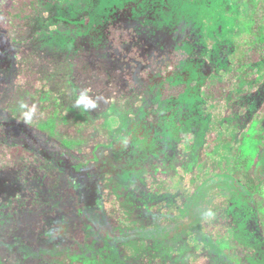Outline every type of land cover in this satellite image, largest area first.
I'll list each match as a JSON object with an SVG mask.
<instances>
[{
    "label": "trees",
    "instance_id": "1",
    "mask_svg": "<svg viewBox=\"0 0 264 264\" xmlns=\"http://www.w3.org/2000/svg\"><path fill=\"white\" fill-rule=\"evenodd\" d=\"M22 1L26 4H20ZM44 1L11 0L10 5L4 3L6 8L0 2V264H83L78 259L80 255L87 264H264V0L252 2L245 21L248 31L242 34L245 40L240 43L239 37L234 36L232 56L226 59L217 77L205 78L210 80L205 85L207 90L202 89V83L196 89L195 84L190 85L177 97H169L168 103L162 104L166 105L163 110L143 111L151 120L136 127L145 128V133L139 136L142 141L135 142L126 124L136 126V123L121 116L120 99L108 103L105 111L98 114L96 110L102 104L94 98L87 99L90 92L82 98L76 94L82 88V79L77 77L76 64L71 60L76 56L72 53L85 49L88 56L84 55L82 63L90 79L95 80L99 72L103 79L115 74L121 86L128 85V80L121 76L124 70L119 67L124 50L113 43L117 40L125 44L132 37L130 42L138 44L139 36L129 35L125 30L130 20L123 21L120 12L125 6L132 9L139 0H102L101 3L114 9L106 11L107 17L106 13H99L97 9L103 7L97 2L53 0L62 9L70 2L72 11L85 16L78 26L84 33L77 35L69 26L46 22L50 17L45 16ZM171 1L163 0L165 7L172 8ZM12 6L16 11L7 15ZM86 6L90 7L88 11H84ZM241 13H231L235 14V25L225 31L226 35L238 30ZM64 16L68 18L67 14ZM177 17L175 21V15L171 14L165 26V21L161 22L162 33L172 40L166 50L159 51L167 62L178 56L185 60L194 58L193 53L182 49L181 41L200 44L199 26L189 29L188 41L184 40L181 25L177 26L181 17ZM6 19L13 24L9 29L5 28ZM41 19L38 27L41 33L34 31L36 38L22 42L31 23ZM78 34L85 39H79ZM67 40L71 44L64 43ZM223 46L230 47L226 42ZM199 58L206 62L204 57ZM169 63L177 68L181 59ZM21 76L31 78L33 87L39 85L35 83L37 80H42L48 95L54 88V116L57 115L55 120L59 124L54 131L69 133L67 136L76 138L80 146L53 144L27 124L20 113L23 107L33 114L35 122L44 121L46 116L35 115L34 105L20 99L17 81ZM58 80L60 83L54 87ZM258 83H261L258 89L263 86V90L252 95L258 108L246 123L241 119L233 121L237 112L234 105L239 108L243 103L240 110L244 113L249 106L246 102L251 101H245L246 94ZM159 95L165 103L163 92ZM187 96H192L189 101L200 107L180 101ZM77 106H81L78 111L74 110ZM226 110L232 111V116H224L229 115L224 114ZM219 120L233 121L236 133L228 127L231 133L225 132ZM195 136L197 141L193 139ZM184 139L190 142L188 146ZM180 168L183 172L192 171L189 179L195 188L191 198L184 194L187 187L180 188L181 181L178 187L171 184ZM148 170L153 178L146 176ZM158 170L168 179H158ZM55 171L63 175L65 183L66 179L69 181L68 186L61 183L48 191L46 180L57 178ZM217 173L232 184L228 205L233 209L226 216L218 215L219 212L210 214L214 209L210 203L213 190L206 187H210ZM196 191L203 192V197L197 198L200 207L193 205ZM44 193L47 198L52 197L46 204L49 206L59 198V193L64 195L61 204L54 203L42 215L46 221L41 226L47 227L46 232L33 230L27 220L31 208L28 199L34 196L44 201ZM65 202L73 209L71 215L61 214L67 208ZM52 212L56 217L51 216ZM27 235L40 237L38 249H31ZM42 242L51 243L50 249H41L40 245L45 246ZM34 257L39 261L34 262Z\"/></svg>",
    "mask_w": 264,
    "mask_h": 264
},
{
    "label": "rangeland",
    "instance_id": "2",
    "mask_svg": "<svg viewBox=\"0 0 264 264\" xmlns=\"http://www.w3.org/2000/svg\"><path fill=\"white\" fill-rule=\"evenodd\" d=\"M8 2L9 5L11 4V0H0L1 7L6 8L7 5H4L5 2ZM71 1V0H69ZM102 0H90L91 3H99V5H102L103 8H98L97 10H100L99 13L104 14L109 11H114V9L110 8L109 4H103L101 3ZM120 1V0H117ZM121 1H127V0H121ZM256 0H172L170 4L172 5L171 7H165V3L163 0H146V3H143V0H139L138 3H134V9H130V7L125 6L124 10H120V16L122 20H130V23H128V26L126 27V31L129 32V35L136 34L139 36L138 38V44H134L133 42H130V38L128 42L125 44H122L121 42H117V40H114L113 45L117 46L119 49L124 50V54L120 55V66L123 68L122 75L124 79L128 80V85H123L121 86L122 82L120 81L119 78L114 74L112 77H104L101 73L99 72L97 77H94L95 80L90 79L91 76L89 73L85 72L83 68V63L82 60L85 59L84 55H87L85 53V49L83 50L82 48L78 50L75 53L76 56L74 57L73 61L76 65L74 67L75 71L77 72V77L82 79V88H80L76 94L80 96V98L83 97V95L87 92H90L88 96H86L87 99H92L94 98V101L96 103L102 104L98 107L96 110L98 114L102 113V111L107 108V104L111 102H115L116 100H121L123 102L122 109L120 111L122 112V117H126V119H131L133 123H136V126L132 124H126V127H128V132L132 138V140L135 142L136 140L142 141L139 136L141 134L145 133V128L142 130H139L138 125L144 124L146 121H150L151 119H147L145 117L146 113L143 111H149L150 108H157L156 111L163 110V108H166V104L168 103V99L171 96H176L179 94L183 89L188 90V86L191 85V87L194 85V89L198 87V85H201L202 83V89L207 90L205 88V85L214 77H217V73L220 72V70L223 68V66L227 63V58L232 56L233 52V43L232 40L234 36L238 38V41L241 43L245 39L242 34L248 30H246L247 25H246V16H247V10L252 7V2ZM260 0H258L259 2ZM88 1H84V3ZM67 3V4H66ZM64 4V9L59 7L58 4H55L53 0H45L44 1V7L47 6V9L45 11V16L50 17V19H47L46 22L48 21V24L50 25H55V24H61V25H66L69 26V29H72L71 32L75 35L77 33H81L82 30L78 28L80 23L83 22L82 20L84 19L85 16H82V14H77L79 11H72L71 8L73 4L70 2H66ZM20 4H26V1H22ZM18 4V5H20ZM110 4H113V1L110 2ZM99 5H96L94 7H98ZM176 5L178 8V12H176ZM85 6V5H83ZM82 6V7H83ZM90 6V5H88ZM128 8V9H127ZM166 8V10H165ZM90 7H84V11H88ZM174 9V11H173ZM11 10L14 12L16 11V8L14 6L9 7V9L6 11L7 15H10ZM109 10V11H108ZM135 10V11H134ZM83 11V12H84ZM240 13L242 12V22L239 23L238 25V30H236V34L232 33V35L229 34L226 35L225 31H227L228 28L232 27L235 25V18L233 17L235 14H231L233 12ZM76 12V13H74ZM118 12V13H119ZM80 13V12H79ZM181 17V22L177 26L179 27L181 25L182 30H183V37L182 39L187 40L189 38V29H197L199 26L200 30V44L196 42H189L184 43V41H177L182 45V49L185 52L193 53L194 58L185 60L184 57L179 56L176 59H172L171 61L175 62V60L181 59V65H178V69L175 66H172L169 62L170 59H168L169 62H167L166 59L162 58V52L160 53L159 51H164L166 50V46L172 41L168 37L169 35L165 36L164 33H162V28L168 24L169 22V17L172 14L173 16L175 15L176 20L178 19L177 15ZM63 14H67V16H63ZM107 17V13L104 15ZM138 16L141 17V20L138 19ZM67 18V19H66ZM43 19L40 21H36L31 23V28L28 34L26 33L22 40V42H30V37L32 39L36 38L34 35V31L37 33L40 30H38V27L40 26L41 22ZM166 20H168L166 22ZM164 22V26L161 22ZM12 22V21H11ZM140 22L139 24L136 25V23ZM174 24V23H173ZM13 24L11 25L9 23V20L6 19L5 21V28L9 29ZM226 28V29H225ZM225 29V30H224ZM53 30V29H52ZM174 30V29H173ZM83 32V31H82ZM84 33V32H83ZM194 33V32H193ZM192 35H196L193 34ZM71 34V33H70ZM40 35V34H39ZM43 35V34H42ZM119 33L116 31L115 36H118ZM125 37L127 35V32L124 34ZM34 36V37H33ZM79 39L83 40L85 39L84 36H80ZM199 36V35H198ZM198 36H196L198 38ZM230 36V37H229ZM187 37V39H186ZM40 38V37H39ZM235 39V38H234ZM194 41H196L193 38ZM35 41V40H34ZM70 40L64 41V43L69 44ZM120 41V40H118ZM117 42V44H116ZM229 43L230 47H224L223 44ZM196 43V44H195ZM71 44V43H70ZM170 51V50H169ZM184 51L182 53H184ZM171 53V51H170ZM168 54V53H167ZM187 54V53H184ZM191 56V55H190ZM119 57V56H118ZM199 57H204L206 62L203 61V59ZM253 59V57H252ZM95 60V58H93ZM203 62V63H202ZM99 67H102L100 65ZM19 68V67H18ZM103 68V67H102ZM177 69V74H176V69ZM209 69V73L207 74V70ZM211 72V73H210ZM163 74V75H162ZM172 82H167L171 81ZM210 79V80H206ZM123 79V80H124ZM89 80L92 81V84L89 82ZM104 80H110L109 83H106ZM122 80V81H123ZM175 80V81H173ZM185 80H187V84L184 83ZM206 80V81H205ZM29 82V83H27ZM31 78L29 77H24L21 76V78L17 81V84L19 85V89L17 93L20 94V99H23V101H29L34 105L33 113L37 116H46L42 120L44 121H39L37 120L36 122L34 121L33 114L30 115V112L27 111L25 107L21 108V115L24 117V120L29 124L31 127H34L36 131H40L45 135L44 140L51 141V143H59L60 145H76L75 147L80 146V142L76 138H69L67 136L69 133L66 134H60L58 132H55L54 129L58 127L57 121V115L54 116V110H55V105H54V99H53V90L52 89V94H46L44 92L45 87L42 85V80H37L35 83L37 87H33L31 85ZM195 82V83H194ZM60 83L59 80L55 81V84ZM185 84L186 87H182V85ZM261 85V83H258V85H254L252 91L250 93H247V99L245 101L251 100L246 102L248 103L249 106L247 109L240 110L243 107L241 105L239 108H237L236 105H234L233 109L236 110L237 112H234L233 114V121L236 119H241L244 120L245 123L248 118H251V114H253L256 109L252 95H255L257 91L263 90L258 89V86ZM98 86L101 87V89L98 88ZM260 88V87H259ZM37 89V90H36ZM195 91V90H194ZM193 91V92H194ZM60 92H62V95H65L64 89H61ZM163 92L162 97L164 98V102L162 103V98L160 100V95L159 93ZM192 92V93H193ZM91 93H95L93 96ZM199 94V93H198ZM59 95V93H58ZM62 98V96H61ZM79 98V97H78ZM85 98V97H84ZM189 98L192 99V96H187L186 99L180 100L189 104H194L193 101H189ZM161 101V102H160ZM46 105V107H43V105ZM200 104V103H199ZM219 102L217 103V105ZM230 104V103H228ZM245 104V105H246ZM109 105V104H108ZM115 105V104H114ZM193 105V106H194ZM244 105V106H245ZM81 106H77L76 111L80 109ZM198 107H200L198 105ZM241 107V108H240ZM43 108H47L45 111ZM115 108V107H113ZM118 108V107H117ZM119 109V108H118ZM26 110V112H25ZM90 110V109H89ZM105 111V110H104ZM154 111V110H153ZM118 112V111H116ZM232 111L226 110L225 113H229V115H224L226 117H229ZM32 113V111H31ZM84 113V111H83ZM144 113V114H143ZM151 114V113H150ZM103 115V114H102ZM152 115V114H151ZM199 115V114H198ZM120 114L119 117L121 118ZM147 116V115H146ZM223 117V116H222ZM150 118V117H149ZM225 118V117H223ZM222 120V118H221ZM227 122V121H222L224 125V130L225 132L228 133V128H232L233 132H235V127L234 122ZM219 122H221L219 120ZM221 122V123H222ZM185 124L184 123L181 126V130L183 131V128L185 129ZM188 124V123H187ZM228 127V128H227ZM221 128H223L221 126ZM242 128V127H241ZM94 131V130H93ZM140 131V133L137 135V133ZM231 133V132H229ZM228 133V134H229ZM236 133V132H235ZM120 134L123 135L124 133L120 131ZM137 135V136H136ZM120 137V136H119ZM191 137L190 135L186 138ZM190 139V138H189ZM193 139L198 140L197 136H195ZM185 143L187 146L189 145V141L187 139H184ZM78 142V143H77ZM64 145V146H65ZM63 158V157H62ZM152 163V162H150ZM152 167H149V169ZM53 168H50L52 171ZM50 172V171H49ZM148 174L146 176L152 177L150 174L152 171L148 170ZM162 170H158L156 174L159 175L158 179H168L166 177L165 173H161ZM179 174L177 176H174L172 186L178 187L181 181L180 188L182 187H187L184 188V194L187 198H191L194 196L192 194L194 191V183H190L189 176L191 175V172H183L182 168L178 169ZM219 172V171H217ZM58 175L57 178H54L51 180V178H48L46 180L45 184V189L50 191L52 187H59L61 183H64L65 186H68L69 181L66 179L67 183H65V179L62 174H60L59 171H55V175ZM171 175V174H170ZM153 178V177H152ZM155 179V177H154ZM164 185H168V182L165 181ZM160 187V186H159ZM232 184L228 182L224 177H222V174L217 173L216 176H214L213 182H210V188L213 190L212 195L210 197V203L214 205V209L211 210V215H215L216 213L222 214V215H227L229 214V210L233 209L232 205H228V192L229 189H231ZM67 188V187H66ZM67 191V190H66ZM47 202L45 203L46 200L41 201L39 200V197L34 199V196L31 199H28L27 203L31 207L29 213L27 214V220L31 222L33 225V230H43L46 232L47 227H42V223L45 224L46 217L42 216L45 214L47 211L51 210L52 207H54V203H56V206L61 204L63 202L61 197H64L63 194L59 193V198L57 200H53V205L49 206L46 204H49V202L52 199V197L47 198V193H44ZM196 198L194 200V204L196 207H200L199 202L197 201L198 197H203V192H195ZM68 203L65 202V205L67 208L63 209L61 212L62 215H71L73 209L67 205ZM37 206V207H36ZM72 209V210H71ZM55 216V212H52L51 216ZM44 218V219H43ZM35 228V229H34ZM51 229V227H49ZM21 232V231H20ZM19 232V233H20ZM29 238L28 244L31 245V249H38V243H40L39 238H35L32 235H27ZM43 243V242H42ZM45 246L40 245L41 249H50L48 247L51 246V243L48 244V242L43 243ZM48 244V245H47ZM45 253H50V251H47ZM38 257H34V262L39 261L37 259ZM78 259L83 263L87 264V261H85L84 256H79ZM1 262V261H0ZM2 263V262H1ZM73 264H78L74 262ZM89 264V263H88ZM202 264V262L200 263Z\"/></svg>",
    "mask_w": 264,
    "mask_h": 264
},
{
    "label": "clouds",
    "instance_id": "3",
    "mask_svg": "<svg viewBox=\"0 0 264 264\" xmlns=\"http://www.w3.org/2000/svg\"><path fill=\"white\" fill-rule=\"evenodd\" d=\"M89 105H90L91 107H95V104H93V103H91V102H89Z\"/></svg>",
    "mask_w": 264,
    "mask_h": 264
}]
</instances>
